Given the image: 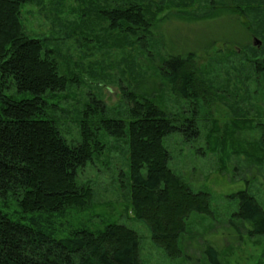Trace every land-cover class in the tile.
Masks as SVG:
<instances>
[{"label": "rangeland", "instance_id": "374dc122", "mask_svg": "<svg viewBox=\"0 0 264 264\" xmlns=\"http://www.w3.org/2000/svg\"><path fill=\"white\" fill-rule=\"evenodd\" d=\"M99 1L27 0L23 6L25 31L44 43L68 79L64 92L46 96L49 115L70 144L80 140L94 102L106 109L89 116L94 128L104 118L127 120L128 94L150 97L175 124L195 123L198 135L172 134L164 145L170 169L194 193L210 195L211 212L191 214L179 244L183 256L170 259L133 213L125 140L99 129L105 150L78 175L93 198L88 209L70 212L66 229L126 226L139 236L141 264H264V236L237 217L235 198L248 191L264 209V150L255 129L264 123V0H154L152 57L103 16L141 0ZM190 53L213 89L206 102L192 103L163 83V61ZM16 208L13 203L10 211Z\"/></svg>", "mask_w": 264, "mask_h": 264}, {"label": "trees", "instance_id": "16d2710c", "mask_svg": "<svg viewBox=\"0 0 264 264\" xmlns=\"http://www.w3.org/2000/svg\"><path fill=\"white\" fill-rule=\"evenodd\" d=\"M26 3L0 0V264H141L139 236L126 226L109 224L96 231L65 227L71 211L86 210L92 201V189L81 186L78 175L105 150L97 138L99 129L127 144L135 217L146 223L153 242L170 259L181 258L179 244L187 221L194 212L208 215L211 197L194 193L170 169L164 140L176 133L196 136V124H175L150 97L128 94L132 105L127 120L104 118L94 128L90 118L106 110L102 102H94L95 107H88L93 114L81 122L80 140L68 143L46 101V96L53 99L64 92L68 79L59 74L44 43L25 31ZM156 5L154 0L125 3L103 11V16L113 30L135 39L152 57L148 49ZM196 59L197 54L190 53L163 61V83L192 103L206 102L213 91L201 78ZM255 129L264 150V123ZM235 198L237 217L264 236V209L257 199L248 191ZM13 203L17 208L10 211Z\"/></svg>", "mask_w": 264, "mask_h": 264}]
</instances>
